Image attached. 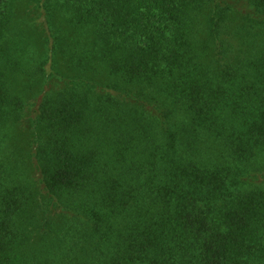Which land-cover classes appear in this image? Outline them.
<instances>
[{
  "label": "trees",
  "instance_id": "16d2710c",
  "mask_svg": "<svg viewBox=\"0 0 264 264\" xmlns=\"http://www.w3.org/2000/svg\"><path fill=\"white\" fill-rule=\"evenodd\" d=\"M0 264H264V0H0Z\"/></svg>",
  "mask_w": 264,
  "mask_h": 264
}]
</instances>
